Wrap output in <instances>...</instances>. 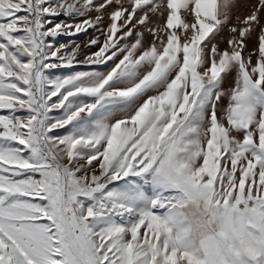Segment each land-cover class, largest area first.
Instances as JSON below:
<instances>
[{
  "label": "snow or ice",
  "instance_id": "1",
  "mask_svg": "<svg viewBox=\"0 0 264 264\" xmlns=\"http://www.w3.org/2000/svg\"><path fill=\"white\" fill-rule=\"evenodd\" d=\"M262 13L0 0V264H264Z\"/></svg>",
  "mask_w": 264,
  "mask_h": 264
},
{
  "label": "rangeland",
  "instance_id": "2",
  "mask_svg": "<svg viewBox=\"0 0 264 264\" xmlns=\"http://www.w3.org/2000/svg\"><path fill=\"white\" fill-rule=\"evenodd\" d=\"M247 2L249 4H252V3H255L256 0H247ZM250 9L248 8H244V9H241V11L244 13V14H247V12L249 11ZM183 14V13H182ZM262 16H264V13H262ZM61 19H63V17H60ZM153 21H156V17H153L152 18ZM190 19V17H189ZM160 24H163V19L159 20V21H156ZM108 23V18L107 16L105 17L104 19V24L107 25ZM96 35L95 31L93 29H89L87 33H80V34H77L76 36L74 37H60L59 40L57 41V43H69L70 40H74L75 42L79 43L81 45V48L85 51V52H89V51H95L96 49L95 48H92V49H87L85 48V44L87 43V41L92 37ZM149 39H151V37L149 36L148 37ZM229 38V30L228 28H224V30L220 33V35H218L216 37V39L213 41L214 43H217L218 44V47L223 50L224 48L228 47L227 45V39ZM101 39H103V37H101ZM252 44L250 43L249 44V48H251ZM210 47V45H209ZM77 70H88L87 67H84V68H81V69H77ZM58 74H68V73H58Z\"/></svg>",
  "mask_w": 264,
  "mask_h": 264
}]
</instances>
